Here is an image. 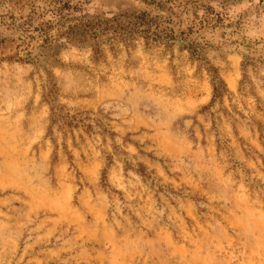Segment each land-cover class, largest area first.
I'll return each instance as SVG.
<instances>
[{
	"label": "rangeland",
	"instance_id": "374dc122",
	"mask_svg": "<svg viewBox=\"0 0 264 264\" xmlns=\"http://www.w3.org/2000/svg\"><path fill=\"white\" fill-rule=\"evenodd\" d=\"M73 1L226 91L139 37L42 48L12 23L46 0H0V264H264V0Z\"/></svg>",
	"mask_w": 264,
	"mask_h": 264
},
{
	"label": "trees",
	"instance_id": "16d2710c",
	"mask_svg": "<svg viewBox=\"0 0 264 264\" xmlns=\"http://www.w3.org/2000/svg\"><path fill=\"white\" fill-rule=\"evenodd\" d=\"M46 6L48 9H42L40 14L31 12L20 24H16L15 20L12 19L13 28L22 33L20 38L27 34L25 38H30L28 37L30 32L38 33L41 37L42 48H49L56 44V39H64L66 43L77 45L90 40L92 42L90 47L95 58L101 56L99 41L103 37H108L109 40L113 41L119 40L126 44L134 41L135 37H139L146 46L150 44H162L166 48L177 46L180 51H186L191 58L198 61L204 69L206 68V72L210 75L213 100L222 97L226 91L225 84L218 76L217 71L214 67L208 66L203 53L204 47L185 38H177L172 31L159 30L157 27L152 31L151 24L154 23V20L146 17V15L133 16L132 21L124 22V19H127L125 16L107 18L85 15L82 11L83 3H75L73 0H46ZM77 15L80 16L76 17ZM46 16H49V19H45ZM35 18L40 19L37 27L32 26ZM53 31L55 32V38L50 35ZM25 38L19 40L23 42ZM4 42V40L0 41V46ZM55 46L57 47V45ZM26 56L28 57L27 61H33L29 53ZM243 57L244 62L247 64L250 59L246 56ZM15 58L23 62L19 57H10L9 60L12 61ZM49 86L50 89L46 99L48 103H53L56 97V87L53 84ZM51 110L53 111V109ZM54 110L58 111L56 108ZM52 117H55V111L52 112ZM60 118L75 121L73 117L69 116H60Z\"/></svg>",
	"mask_w": 264,
	"mask_h": 264
}]
</instances>
